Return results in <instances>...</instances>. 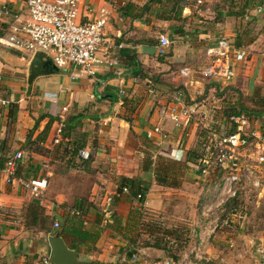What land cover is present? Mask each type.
<instances>
[{
	"label": "crops",
	"instance_id": "0c3cea01",
	"mask_svg": "<svg viewBox=\"0 0 264 264\" xmlns=\"http://www.w3.org/2000/svg\"><path fill=\"white\" fill-rule=\"evenodd\" d=\"M147 1L80 0L78 20L82 23L93 19L101 9L109 14L103 31L107 43L100 47L98 56H107L115 64L106 65L95 78L80 75L72 66L55 68L49 58L54 71L35 78L27 95L29 63L33 55L0 45V102H6L4 105L0 103V160L21 151L23 160L18 176H42L48 180L43 197L36 200L18 184H5L0 174V264H47L48 237L53 235H46L37 228L26 229L25 218L29 219L27 213L31 205L41 208L44 216L50 219L52 233H59L69 249L77 252L81 264H157L166 260L161 251L150 247L138 248L133 254L126 251L132 244L129 238H135L139 232V224L137 228L133 227L137 221H131L136 212L142 214L139 223L142 220L148 222L150 216L153 221H162L169 227L188 223L192 231L191 250L198 236H202L205 246L202 259H205V253L210 260L219 257L216 243L208 241L212 233L200 212L202 210L195 209L197 200L204 195L203 189L197 187L200 181L209 183L206 191L213 194L216 189L218 178L213 172L202 173L196 165H189L180 187L165 188L155 184L153 169L142 171V165L157 155L182 160L185 152L194 146L195 125L192 127L190 119L176 128L169 119L160 120L158 112L161 107L174 103V98L193 112L191 93L209 82L192 76L186 78L180 72H190L191 65L198 62V56L202 54L203 62L207 49L219 38L226 37L233 42L241 32L246 33L247 45L238 48L248 55L236 65L233 82L248 78L255 84L264 79V0H239L237 3L242 10L245 5L254 22L252 27L244 24L243 20H248L246 15L233 13L235 9L230 8L231 0H200L199 4L195 0L190 9L183 10L181 21L167 19L165 11L160 15L156 5L137 20L123 17L118 11L128 3L142 7ZM2 2L10 6L18 20H27L23 0H0ZM4 22L12 25L15 21L7 18ZM161 35L170 41L164 56L157 54ZM144 36L154 39L156 44L148 46L135 42ZM131 51L136 54L140 65L136 68L143 71V78L134 75L128 67L124 54ZM170 66H178L179 74L168 73L171 72ZM176 90L182 93L178 94ZM124 101L127 102L125 105ZM8 103L18 107L16 120L11 126L7 124ZM40 116L61 121L80 118L81 132L87 136L83 149L89 151V160L79 161L71 155L64 157L61 154L44 156L24 150L22 145L27 132ZM47 122V117L40 121L35 135ZM56 128L54 125L52 132ZM157 128L159 131L155 132ZM78 170L83 173L75 174ZM119 177L138 178L151 186L143 205L126 194L116 195L119 199L113 205L115 217L103 224L101 206L96 212L93 205L94 196L104 191L101 204L106 196L114 198ZM83 178L89 182L87 192L70 200L64 199V191L78 190V183ZM260 179H264V166ZM80 200L81 205H78ZM58 203H63L59 210ZM66 206L73 210L65 213ZM58 220L65 222L61 229L52 224ZM79 230L85 234L83 239L73 236H77ZM142 239H148V235ZM258 240L248 238L245 250L238 252V264L261 263L264 254L259 251L264 252V235H258ZM158 258L160 260L154 261Z\"/></svg>",
	"mask_w": 264,
	"mask_h": 264
},
{
	"label": "built area",
	"instance_id": "2783aa9c",
	"mask_svg": "<svg viewBox=\"0 0 264 264\" xmlns=\"http://www.w3.org/2000/svg\"><path fill=\"white\" fill-rule=\"evenodd\" d=\"M199 4L201 1L196 0ZM27 12V20L21 22L13 15L12 9L6 3H0V22L13 18L5 35L0 36V45L7 48L26 51L31 55L37 52L48 53L55 68L72 66L80 75L95 78L106 65H114L107 56L100 57V47L107 43L104 28L108 23V12L99 10L96 16L88 22L78 20L80 0H23ZM170 46L169 39L161 35L157 45L158 56H164ZM248 53L236 48L233 42L226 38H219L215 44L207 49L206 63L197 70L204 78L214 79L223 85L232 82L236 76V65L247 58ZM183 74L188 73L183 71ZM158 112L160 120L169 119L176 128L182 127L190 119L192 110L179 104V99ZM2 105L5 101L0 102ZM235 131L222 136L210 134L201 144L202 157L198 170L218 172L219 178L213 191V199L204 206L202 216L210 233L219 226H227L232 221V214L224 217L222 214L229 200L237 197L238 189L243 185L260 187L261 168L264 166V136L252 129V124L243 116L232 117ZM158 132L159 129H155ZM60 130H57L59 133ZM162 136V135H161ZM165 138V136H163ZM58 143V139H55ZM253 148V150H250ZM89 151L81 149L78 157L81 160L89 158ZM23 160L21 151L14 152L4 161H0V174L7 185L18 184L36 200L43 197L48 187L45 177L21 178L18 176ZM103 224L110 220L113 207L112 197H104L101 204ZM220 213V215H219ZM59 223H54L58 228ZM202 236H198L196 245L191 250L195 259H202L204 249ZM259 253L264 254L263 251ZM135 258V257H133ZM45 263L48 264L47 259ZM157 264H176L171 260H164ZM260 264H264V258Z\"/></svg>",
	"mask_w": 264,
	"mask_h": 264
},
{
	"label": "trees",
	"instance_id": "16d2710c",
	"mask_svg": "<svg viewBox=\"0 0 264 264\" xmlns=\"http://www.w3.org/2000/svg\"><path fill=\"white\" fill-rule=\"evenodd\" d=\"M194 4L195 0H148L147 3L142 7L134 6L133 4L128 3L118 11L123 17L137 20L143 15L150 13V9L154 8L153 6L156 5L161 12L160 15H162V12L165 11L167 12V19L181 21L183 10L190 9ZM145 22H147V20H145ZM9 25L10 24L7 22H0V36L6 34ZM245 36L246 33L241 32V34L238 35V37L233 41V45L236 48L246 46L247 44L245 43ZM135 42L148 46L156 44V41L154 39H150V37L141 38ZM124 57L126 58L128 67H130V69L134 72V75L142 78L145 77L143 76V71L136 68L137 66L140 68V65L137 62L135 52H126ZM240 99L241 98H238V100H236L235 106L237 107H228L227 110L224 111L225 118L230 119L231 129L229 133L235 131V124L233 121H231L232 117L243 116L251 123L257 122L256 120L259 118H264V95L257 93L256 95L250 97L249 103L251 105L249 108H247L249 105L246 104L244 107L241 106L243 105V101ZM126 103L127 102L124 101L123 105ZM7 106V124L12 125L16 120L18 107L14 103H8ZM45 117L48 118L47 124L41 132L35 135L40 121ZM54 125H57V128L52 132ZM81 125V119L78 117L68 118L67 120L61 121L60 119L51 116H40L35 120L33 127L28 130L22 148L26 151H31L44 156H56L57 154H61L64 157H67V155H71L80 161L81 159L78 157V151L83 149L87 143V136L85 133L81 132ZM58 129L60 130L59 133H57ZM50 135H52V137L51 141L48 143ZM206 135V131L197 133V139L194 143V146L185 152L184 158L182 160H176L157 155L155 156L154 160L150 158V160L143 162L142 171L153 169L154 181L158 186L165 188L180 187L183 181L184 172L186 169H188L189 165H196L198 168L200 158L202 157L201 144L203 143L205 138L204 136ZM199 137L202 140H199ZM55 139H58V143L54 144L53 141ZM212 174L219 178V174H216V172H213ZM116 185L117 187L115 196L114 198L111 196L112 207L115 203V200L119 199L116 195L121 196L122 194H126L129 198L135 199L140 205H143L145 197L151 186L150 183L138 178L126 177H119L117 179ZM236 199L237 197L229 200V202L225 205L226 209L229 207V204L233 201H236ZM78 205H81V200L78 202ZM28 211L27 217L29 219L25 218L26 229L37 228L43 231L46 235H54L52 233V228L49 226L50 219L44 216L39 206L31 205ZM141 216L142 214L140 212L133 214L131 221H137L133 227L137 228L139 224V232L135 238H129V242L132 244L128 245L126 251L129 254H133L137 252L138 248L150 247L161 251L163 256L166 257V260H171L173 262L178 261L180 254L184 251L187 245L186 235L188 233V229L184 225L169 227L162 221H153L152 218H150L148 222L142 220V222L139 223L142 219ZM113 217H115L114 210L111 219ZM165 226H167V228H165ZM63 232L64 230H62V234ZM76 235L77 236H73L79 237L81 239L85 237V234H83L81 230L77 231ZM144 235H148V239H142Z\"/></svg>",
	"mask_w": 264,
	"mask_h": 264
},
{
	"label": "rangeland",
	"instance_id": "374dc122",
	"mask_svg": "<svg viewBox=\"0 0 264 264\" xmlns=\"http://www.w3.org/2000/svg\"><path fill=\"white\" fill-rule=\"evenodd\" d=\"M238 1L239 0H231L230 8L232 7L235 9L233 11L234 14L246 15L248 17V20H243L244 24L245 25L251 24L250 27H252L254 25L253 24L254 22L250 18L251 17L250 13L246 11L245 5L243 6L244 10L240 9L239 6L237 5ZM158 33H162V32H158ZM143 38H147V36H144ZM44 54H47L49 58L51 57L48 53H44ZM202 56L203 54L198 56L197 59L198 62L196 61L195 64H192L191 66L193 67H191V71L185 73L184 75L186 76V78L192 76L196 79L199 80L203 79L205 82H209V84L204 83L202 88L200 86V89H194V93H191V97L193 98L194 103L191 105V107L193 108V112L191 113L190 121L192 123V127H194L195 125L194 127L196 132L195 141L197 139L198 132L206 131L207 135L204 136L205 137L204 140L212 133H215L217 137L228 134L231 129L230 119L225 118L224 111L227 110L228 107H237L235 106V103L236 100H238V98H241L240 100L243 101V105L241 106L244 107L246 105H249L247 107L249 108L251 104L249 103L248 95L252 94L251 96H253L256 95L257 93L264 95V79H259L258 80L259 82H255V84H253L248 80V78H245V80L243 79L241 81L240 80L234 82L232 81L229 84L223 85L222 83L216 82L214 79L204 78L202 75H200V73H198V71H196V68L197 70H199L207 61V56L205 55L206 59H204L203 62H201L202 58L204 57ZM201 63L203 64L201 65ZM170 67H171L170 70L171 72L168 73L172 74L174 72L172 75L175 74L176 76L177 73L179 72V67L178 66H176V68L174 66H170ZM180 74L183 73L180 72ZM178 84L173 86H178ZM209 85L211 87H209ZM180 86L183 87V85ZM194 86H198V85H194ZM200 91L201 93L199 94L198 92ZM176 92H178V94L182 93V91L180 93V91L177 90ZM29 111L33 112L34 110L29 109ZM256 121L257 122H253L252 124H250L251 128L256 130L258 134L264 136V118L262 119L259 118ZM200 137L199 140H202L200 139ZM251 150H253V148H250V150L248 151ZM82 173L83 171L80 172V170H78V172H75V174L77 175H81ZM216 174L219 173L217 172ZM70 181L73 182L72 177L70 178ZM260 181H261V186L262 185L264 186V179L262 180L260 179ZM78 184L80 188L78 190H72L71 192L70 191L67 192L66 188H62L66 190L64 191V199L69 198L68 200H70L71 197L85 194L87 192L86 185L89 184L87 179L85 178L81 179ZM208 185L209 183H203V181L199 182V185L197 187L199 189H203L204 195H202L201 200L200 199L197 200L195 209L200 208L199 210H203L204 209L203 206H205L213 199L214 195L212 194V192L206 191V189H208L209 187ZM263 186L258 189H255L250 185L240 186L238 189L236 201L231 202L229 204V207H227V209L225 207L222 216L226 217L229 214H232L233 216L232 221L227 226L222 225L216 228L215 231L212 233V236L208 240L209 242L214 241L216 243L215 247L217 248V253L220 254L218 258L211 260L207 259L208 254L205 253L203 255L205 259H195L194 255L190 253L191 246L193 244V240L191 237L192 234L191 227L188 223H183L184 226L188 229V233L186 235L187 245L184 251L180 254L179 260L176 261L175 263L176 264H234V263L238 264L240 261L238 257V252L242 249L245 250L246 247L245 244L248 241V238H254L255 242L256 241L259 242L258 235L260 234L264 235ZM103 196H104V191L101 193V195L97 194L94 196L93 205L96 212H99V208L101 206V200ZM59 204L60 203H58L56 206L58 210L62 208V204L61 205ZM65 209H67L65 210V213L66 211L73 210V208H69L67 206L65 207ZM150 215L152 214L150 213ZM150 218L152 217L150 216ZM54 222H52V224H54ZM57 222L59 223L61 229L65 223L64 220L61 221L58 220ZM167 226H165V228H167ZM230 239L233 241L229 242ZM157 260H160V258L154 259V261ZM247 264H252V262H249Z\"/></svg>",
	"mask_w": 264,
	"mask_h": 264
},
{
	"label": "water",
	"instance_id": "95a60500",
	"mask_svg": "<svg viewBox=\"0 0 264 264\" xmlns=\"http://www.w3.org/2000/svg\"><path fill=\"white\" fill-rule=\"evenodd\" d=\"M54 71L47 54L35 53L29 63L27 77V95H29L35 78L47 72ZM48 264H81L77 259V252L69 249L59 233L48 237Z\"/></svg>",
	"mask_w": 264,
	"mask_h": 264
},
{
	"label": "bare ground",
	"instance_id": "6f19581e",
	"mask_svg": "<svg viewBox=\"0 0 264 264\" xmlns=\"http://www.w3.org/2000/svg\"><path fill=\"white\" fill-rule=\"evenodd\" d=\"M48 259V258H47Z\"/></svg>",
	"mask_w": 264,
	"mask_h": 264
}]
</instances>
